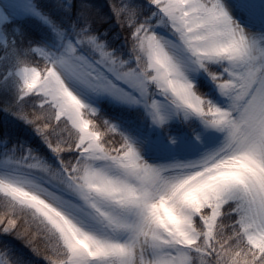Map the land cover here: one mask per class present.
Listing matches in <instances>:
<instances>
[{
	"label": "snow or ice",
	"instance_id": "1",
	"mask_svg": "<svg viewBox=\"0 0 264 264\" xmlns=\"http://www.w3.org/2000/svg\"><path fill=\"white\" fill-rule=\"evenodd\" d=\"M0 264H264V0H0Z\"/></svg>",
	"mask_w": 264,
	"mask_h": 264
},
{
	"label": "trees",
	"instance_id": "2",
	"mask_svg": "<svg viewBox=\"0 0 264 264\" xmlns=\"http://www.w3.org/2000/svg\"><path fill=\"white\" fill-rule=\"evenodd\" d=\"M2 119H3V118H2V117H0V121H2Z\"/></svg>",
	"mask_w": 264,
	"mask_h": 264
}]
</instances>
